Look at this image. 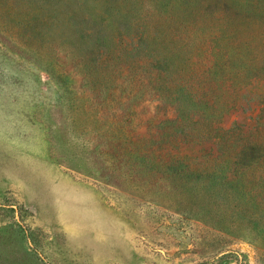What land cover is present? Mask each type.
I'll list each match as a JSON object with an SVG mask.
<instances>
[{
    "label": "rangeland",
    "instance_id": "rangeland-1",
    "mask_svg": "<svg viewBox=\"0 0 264 264\" xmlns=\"http://www.w3.org/2000/svg\"><path fill=\"white\" fill-rule=\"evenodd\" d=\"M222 1L0 0V264H264V0ZM219 6L243 77L194 117L178 86L153 87L140 36L170 38L158 69L187 77L218 49ZM185 118L220 140L185 151L247 150L243 181L151 180L100 154L116 120L135 139Z\"/></svg>",
    "mask_w": 264,
    "mask_h": 264
},
{
    "label": "trees",
    "instance_id": "trees-1",
    "mask_svg": "<svg viewBox=\"0 0 264 264\" xmlns=\"http://www.w3.org/2000/svg\"><path fill=\"white\" fill-rule=\"evenodd\" d=\"M249 1L257 3V0ZM217 2L224 8L222 0H217ZM221 7L216 10L217 21H215V25L221 33H215L209 38L218 49L210 54L209 63L204 69L195 73L193 70H189L187 77L180 74V71H182L180 68H176L177 79L170 77L167 72L164 76L158 69L161 63L166 62L167 59L166 53L161 50L159 45L162 42L163 44H172L170 38H164L161 35L151 38L149 33L140 36L146 42L145 54L147 56L144 63L148 79L153 78V87H161L164 81L168 82V86L171 88L178 86L179 89L183 90L186 100L192 106L191 115H194V117L197 113L203 117L205 110L208 111L213 108L215 98L218 97L215 87H223L222 90L225 91L235 78L243 77L241 66L232 70V66L242 65L245 61V55L240 49L242 42L234 48L232 53L227 52V47H230V43L235 40L234 36L239 32V26L233 22L230 24L223 23L224 10L222 11ZM164 11L161 17H164L168 22L171 21L172 19H168L172 14L171 8L169 7ZM180 25L182 29H186L188 26L184 22H180ZM223 33H226L227 41H224L220 46L217 42L219 39L224 38ZM174 57L172 56V58ZM246 58L249 59V56H246ZM171 62L173 63V59H171ZM154 69H157V71L152 73ZM168 101H171V98ZM191 119L185 118L182 124L174 119H168L167 123L159 121L153 131L149 129L147 135H138L135 136V139L129 138L127 130L122 126L119 127L120 121L116 120L113 122L115 124H107L104 128L105 134H102L101 141L104 142V149L100 151V154L104 156V160L113 164L117 162L121 166H134L135 176H138L141 172L140 176L145 175L151 180L158 178L161 174L166 175V177H193V180L187 181L185 185L192 187L198 184L202 188L212 181L216 182L218 178H221V184L225 188L235 178V175L239 177L240 181H243V178L248 175L247 170L249 169L246 165H243L244 157L248 156L247 150L243 146L233 152L218 151L217 148L214 152L213 147L210 145H200L197 154H192L191 151L183 149V145H191L196 141L220 143V140H217L218 136L214 139L216 136L214 129L217 127L213 125L212 118L209 119V127H212L213 130L201 132H198L195 127L185 126L192 122ZM195 123L196 121L193 122V124ZM102 126H104V123ZM257 157H262L259 161L264 160V154L262 156L257 154L256 159ZM253 165L256 168H261L259 162H255ZM217 166L223 167L224 173H222V176L217 173ZM235 169H238L237 173H234ZM178 187L179 185L174 188L173 185L171 190H176Z\"/></svg>",
    "mask_w": 264,
    "mask_h": 264
}]
</instances>
